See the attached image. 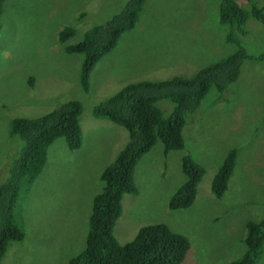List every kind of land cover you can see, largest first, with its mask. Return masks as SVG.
I'll return each mask as SVG.
<instances>
[{"label": "rangeland", "instance_id": "1", "mask_svg": "<svg viewBox=\"0 0 264 264\" xmlns=\"http://www.w3.org/2000/svg\"><path fill=\"white\" fill-rule=\"evenodd\" d=\"M126 2L4 1L0 185L8 179L18 148V139L10 135L15 118H39L69 100H78L82 143L72 151L63 138L50 146L42 173L31 190L21 195L15 210L17 224L24 225V238L8 244L0 264H67L83 249L92 199L102 188L100 174L128 140L121 126L95 118L94 106L133 82L190 77L235 50L225 41L226 28L218 23L219 0H146L136 26L122 34L115 48L92 69L86 91L79 77L82 56L64 52L59 32L65 26L86 29L106 21ZM236 2L248 13L246 0ZM254 2L264 8V0ZM246 26L252 32L241 37V43L253 56L264 53V29L253 19ZM219 94L210 90L187 121L182 150L163 155L157 142L138 161L136 193L124 195L122 214L113 229L119 244L131 241L143 226L164 223L189 241L182 264H227L243 256L247 223L264 219V61H245L238 80ZM233 148L237 150L234 171L224 195L216 198L212 180ZM184 156L205 173L194 203L171 210L168 200L185 181ZM253 264H264V245Z\"/></svg>", "mask_w": 264, "mask_h": 264}, {"label": "trees", "instance_id": "2", "mask_svg": "<svg viewBox=\"0 0 264 264\" xmlns=\"http://www.w3.org/2000/svg\"><path fill=\"white\" fill-rule=\"evenodd\" d=\"M5 0H0V16ZM248 13L236 0H219L218 23L226 28L225 41L235 50L222 59L200 68L190 77L174 76L164 80H142L127 84L118 92L93 107L95 118L107 119L128 133V140L113 161L100 174L102 188L93 199L86 220L84 247L67 264H182L189 251L188 239L170 230L164 223L138 229L133 239L119 244L113 233L122 214L124 195L136 193L134 171L138 161L157 142L163 155L184 148L182 131L199 109L210 90L219 95L234 84L245 61H264V53L253 56L241 43L249 32L247 22L253 19L264 29V8L254 0H246ZM146 0H127L121 10L108 20L89 28L63 27L58 42L69 55L82 56L81 88L88 90L89 76L96 64L117 45L120 37L138 23ZM84 16V13H81ZM76 33L78 35L75 37ZM81 35V38L73 43ZM31 84V78L28 80ZM161 103H163L161 105ZM167 106L168 108L164 107ZM82 106L69 100L58 109L39 118H15L10 135L19 141L10 161L8 179L0 185V262L8 244L24 238V225L16 222L15 210L22 194H27L48 161L50 146L63 138L69 150H78L82 143L79 117ZM237 150L225 154L211 183V192L221 198L234 171ZM185 181L168 200L171 210L189 208L195 200L197 185L204 168L189 156L181 158ZM246 251L241 258L227 264H253L264 245V219L247 223L243 240Z\"/></svg>", "mask_w": 264, "mask_h": 264}]
</instances>
